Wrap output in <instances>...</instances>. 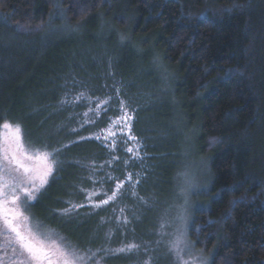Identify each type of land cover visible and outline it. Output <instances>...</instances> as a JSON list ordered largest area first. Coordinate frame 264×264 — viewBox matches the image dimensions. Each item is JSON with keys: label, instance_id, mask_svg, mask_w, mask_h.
I'll return each instance as SVG.
<instances>
[{"label": "trees", "instance_id": "trees-1", "mask_svg": "<svg viewBox=\"0 0 264 264\" xmlns=\"http://www.w3.org/2000/svg\"><path fill=\"white\" fill-rule=\"evenodd\" d=\"M98 24L104 52L97 37L49 35ZM162 94L165 108L154 105ZM124 112L135 141L113 124ZM5 121L29 144L59 150L28 214L101 264H146L152 237L128 235V209L149 206L177 175L186 142L173 125L194 133L210 190L190 240L210 264H264V0H0ZM109 128L116 135L105 139ZM116 183V199L102 204ZM3 229L0 221V264H20ZM129 245L137 247L120 251Z\"/></svg>", "mask_w": 264, "mask_h": 264}, {"label": "rangeland", "instance_id": "rangeland-1", "mask_svg": "<svg viewBox=\"0 0 264 264\" xmlns=\"http://www.w3.org/2000/svg\"><path fill=\"white\" fill-rule=\"evenodd\" d=\"M101 26L102 24L96 25V29H94L95 26H88L87 28L83 27L79 29H69L66 27L54 28L49 35L53 40L58 41L60 39H68L74 43L83 42L84 38L87 41L92 37H97L100 42L98 41L96 44H101V48L103 49L102 52H104L107 48V42L105 44H103V42L106 40L107 32H103ZM154 67L156 71H159L160 73L161 78H159L161 82L167 86V82H170V77H167L169 73H167L158 63L155 64ZM166 93L167 92L165 91L164 94ZM156 98V101L155 99L152 101H155L154 105L158 104L160 108H165L168 103L166 95L162 94L160 98ZM170 121L171 119L168 120V125L172 124ZM173 126L172 129L174 131L179 130L181 136L185 138L184 142H186L183 144L179 155L175 158V173L177 170L178 173H176L177 175H174L170 185L165 187L161 192V195L156 196L149 206H144L143 209V207L137 203V205L128 209L126 217H128L131 227L127 233L131 238L135 239V242H139L141 238L145 237V234L152 237L146 245L149 246V244H152L153 246L147 250L144 256V258H148L147 262L151 261L152 264H154V262H156V264H180L176 250L172 247L173 242L177 240L180 233L184 234L182 237L183 242L180 244V248L183 249L181 252L183 258L188 260L190 264H192L193 260L195 261V264H201V262H203V264H210V256L202 253L194 247L188 232L194 212L198 209L204 208L206 205V199L208 198L210 190V163L199 155L201 146L196 141V135L193 133L191 135L189 134L187 137L186 132L180 129L178 125ZM116 127L122 128L123 124L119 123ZM113 132L116 133V131ZM119 134L124 137L128 136L126 129L123 133L119 131ZM24 144L25 150L28 151L29 154H35L37 149L49 151L44 147L29 144L25 138ZM36 163L37 167H39V163ZM50 177L51 176L48 177V182ZM43 187L38 192H35V198ZM16 195L19 197L17 203L23 210L24 215L29 218L27 222H22L24 227L29 225H39L38 232H36L35 228L33 229L36 233L37 240H43L44 245L50 250L54 249L53 241H55L56 244H70L59 232L40 224L28 214L26 207L28 203L35 198L27 200L25 203V194L22 191L17 190ZM8 207H12L11 203L8 204ZM113 221L117 223L115 220ZM109 223L110 224H108L107 227L114 224L111 223V221H109ZM157 226L161 227L159 229L160 234L159 232H155ZM70 245L73 246L72 244ZM188 249H191V255L187 254ZM80 252L85 254L86 257H90V259L87 260V264H101L96 259L95 254H89L83 251ZM138 258H141L140 252L125 257L124 262L127 263L129 260L135 261Z\"/></svg>", "mask_w": 264, "mask_h": 264}, {"label": "snow or ice", "instance_id": "snow-or-ice-1", "mask_svg": "<svg viewBox=\"0 0 264 264\" xmlns=\"http://www.w3.org/2000/svg\"><path fill=\"white\" fill-rule=\"evenodd\" d=\"M121 104L123 106V102ZM131 119L132 117L124 112L113 124L122 123L123 127L119 131L123 133L127 129L129 138L135 141L136 137L131 135ZM105 131L108 132L105 139H110L116 135L111 128ZM96 139H100V136H97ZM112 143L114 145L115 141L113 140ZM57 151L59 150L50 152L37 149L35 154H29L25 150L22 127L9 121L0 124V221H3V231L11 237L9 246L12 248L13 254H17V247L20 249L19 255L23 257L20 264H87V260L90 259V257H86L85 254L67 243L56 244L53 241L54 249L50 250L44 245L43 240H37L36 238L33 229L35 228L38 232L39 225L24 227L22 223L27 222L29 218L24 215L23 210L17 203L19 197L16 192L20 190L25 194V203L27 200L34 199L35 192H38L47 184L48 177L55 170L58 163L55 159ZM126 151L131 153L133 148L129 147ZM136 158L139 159L138 153ZM36 162L39 163V167H37ZM127 179H132L131 174L128 175ZM122 187V183H116V191L107 199L102 200L101 203L107 204L110 200H115ZM9 203L12 207H8ZM99 206L100 204L96 205V207ZM183 235V233H180L177 240L173 242L172 247L176 250L180 264H190L181 255L183 249L180 248V244L183 242ZM2 247H4V244L0 243V248ZM136 247V245H129L127 249L122 248L120 251H132ZM187 254L191 255V249H188ZM192 264H195L194 260Z\"/></svg>", "mask_w": 264, "mask_h": 264}]
</instances>
